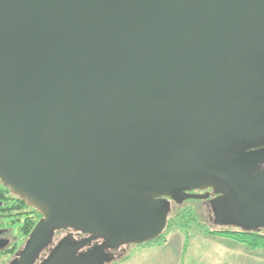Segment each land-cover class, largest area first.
Instances as JSON below:
<instances>
[{
    "label": "water",
    "instance_id": "1",
    "mask_svg": "<svg viewBox=\"0 0 264 264\" xmlns=\"http://www.w3.org/2000/svg\"><path fill=\"white\" fill-rule=\"evenodd\" d=\"M264 0H0V183L106 246L166 227L212 186L216 224L264 227ZM262 155H258L259 153ZM252 173V174H251ZM59 241L41 264H108Z\"/></svg>",
    "mask_w": 264,
    "mask_h": 264
},
{
    "label": "flooded vegetation",
    "instance_id": "2",
    "mask_svg": "<svg viewBox=\"0 0 264 264\" xmlns=\"http://www.w3.org/2000/svg\"><path fill=\"white\" fill-rule=\"evenodd\" d=\"M259 149H264V144L254 146L245 145L243 151L246 152ZM262 153L263 152L258 155H262ZM255 165L258 166L259 169L263 168L264 159L252 163V166ZM181 190L194 194H203L208 192L209 195L207 198H189L178 200L171 199V194L169 193L168 195L162 197L169 201L170 210L174 204L178 205L187 200H196L200 203L203 211L206 212L207 219L210 224L214 226H226L216 224V214L211 199L219 193L215 191L212 186H208L206 189H201V186L193 185L191 187L186 186ZM169 212L166 218L168 217ZM41 218L42 215L33 206L0 183V264H14L19 260V254L24 249L32 229ZM232 225L233 224L229 226ZM261 229L264 230V227ZM64 238L72 244L82 239H88V242L78 249L76 252L77 254H83L89 247L97 246L104 252H107L111 257H117L121 255L124 248L127 246V244H120L116 247H109L106 246L103 238L67 226L65 228L53 230V235L50 240L37 251L32 264H41L54 246Z\"/></svg>",
    "mask_w": 264,
    "mask_h": 264
},
{
    "label": "crops",
    "instance_id": "3",
    "mask_svg": "<svg viewBox=\"0 0 264 264\" xmlns=\"http://www.w3.org/2000/svg\"><path fill=\"white\" fill-rule=\"evenodd\" d=\"M184 233L182 229H172L161 243L141 244L133 249L126 259L108 264H185L191 254L193 238H187L184 241ZM207 237L216 241L220 240L216 247L215 264H255L257 259L264 261V248L251 251L248 248L244 249L246 248L242 247L244 245L235 244L234 246L225 239ZM224 244L230 250L227 249L225 252Z\"/></svg>",
    "mask_w": 264,
    "mask_h": 264
},
{
    "label": "rangeland",
    "instance_id": "4",
    "mask_svg": "<svg viewBox=\"0 0 264 264\" xmlns=\"http://www.w3.org/2000/svg\"><path fill=\"white\" fill-rule=\"evenodd\" d=\"M181 207H186V206H190L192 207L196 213H197V219L200 223H202L204 226L207 227H212L214 225L210 224V222L207 219V215L206 212L203 211L200 203H198L196 200H187L185 202H183L181 204ZM176 209H178L177 205L174 204L171 207V210L169 212L168 217H172L175 214ZM172 229H182V233H184L186 230L187 232L189 231V237L188 238H193L192 240V248H191V254L190 256L187 258V261L185 264H215V253H216V247L217 245L220 243V240H212L210 238H208L207 236H212V237H217L220 239H225L226 241H230L231 243H233L234 246H236L235 244H240V245H244L242 247H246L244 249H250L251 251L255 250V249H260V248H252L251 246H249L247 243H243V242H238L236 240H233L231 238H227V237H223V236H217V235H211V234H205L203 232V230L197 225V224H193L191 225L189 228H187L186 230H184L185 228H180V226H174ZM171 229V230H172ZM185 233H184V241L186 239L185 237ZM141 244H129L127 245L123 252L121 253V255H123L124 253H131L133 249H135L137 246H139ZM240 247V246H239ZM228 247H226V245L224 244V250L225 252L227 251ZM230 250V249H228ZM219 251V249H218ZM258 251V250H255ZM226 262V261H225ZM228 262V261H227ZM255 264H264V261H261L260 259L255 260Z\"/></svg>",
    "mask_w": 264,
    "mask_h": 264
},
{
    "label": "trees",
    "instance_id": "5",
    "mask_svg": "<svg viewBox=\"0 0 264 264\" xmlns=\"http://www.w3.org/2000/svg\"><path fill=\"white\" fill-rule=\"evenodd\" d=\"M181 204H178L176 209L175 214L172 217H167L166 218V227L164 231L161 233V235L153 240H150L146 243H161L164 241L167 233L174 227V226H180V228H189L193 224H197L205 234H211V235H217V236H223L227 238H231L233 240H236L238 242H243L247 243L249 246L252 248H264V230L256 231V230H251V231H245L240 229L237 226H212V227H207L204 226L202 223H200L197 219V213L196 211L190 207H181ZM185 237L186 240L188 238V232H185ZM128 253H124L123 255H119L115 257L114 261H121L126 259L129 256Z\"/></svg>",
    "mask_w": 264,
    "mask_h": 264
}]
</instances>
